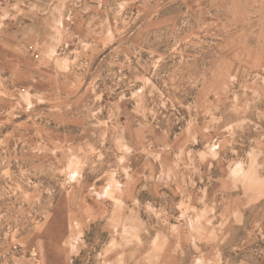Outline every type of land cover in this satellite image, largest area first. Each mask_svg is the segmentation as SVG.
Wrapping results in <instances>:
<instances>
[{
    "label": "rangeland",
    "instance_id": "1",
    "mask_svg": "<svg viewBox=\"0 0 264 264\" xmlns=\"http://www.w3.org/2000/svg\"><path fill=\"white\" fill-rule=\"evenodd\" d=\"M232 2L0 0V264H264V32Z\"/></svg>",
    "mask_w": 264,
    "mask_h": 264
},
{
    "label": "bare ground",
    "instance_id": "2",
    "mask_svg": "<svg viewBox=\"0 0 264 264\" xmlns=\"http://www.w3.org/2000/svg\"><path fill=\"white\" fill-rule=\"evenodd\" d=\"M240 3H241V1H240ZM240 3L233 0L232 5L230 6L231 8L228 9V13L227 14L225 13L226 15L224 18H226L227 22L240 26L242 28V31H249L250 29H253V27H255L256 25H262L263 28H262L261 32H264V4L262 3L260 5H256L254 0H245L244 4H240ZM231 9H233L235 11L234 15H232L233 12L231 14V12H230ZM257 31H258V29H257ZM261 37H262V42H263L262 45H264V35L262 33H261ZM241 44H243V42ZM244 44H245L244 47L239 48L242 56L246 57L247 55H249V57L250 56L254 57L253 54L255 53V50H253L252 46L246 44V42ZM263 47H261V48H263ZM263 52H264V48H263ZM257 53H259V51H257ZM260 60H262L264 62V55L262 57L257 56V58L254 60L255 64L252 65L253 66L252 68H256V66H262V61L260 62ZM244 64H246V63H244Z\"/></svg>",
    "mask_w": 264,
    "mask_h": 264
}]
</instances>
